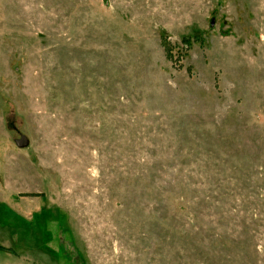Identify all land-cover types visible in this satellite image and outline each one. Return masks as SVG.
<instances>
[{
	"label": "rangeland",
	"instance_id": "obj_1",
	"mask_svg": "<svg viewBox=\"0 0 264 264\" xmlns=\"http://www.w3.org/2000/svg\"><path fill=\"white\" fill-rule=\"evenodd\" d=\"M0 264H264V0H0Z\"/></svg>",
	"mask_w": 264,
	"mask_h": 264
}]
</instances>
